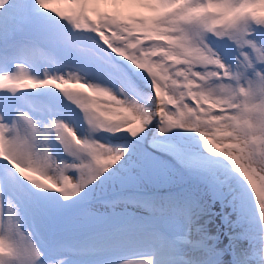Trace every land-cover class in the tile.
Instances as JSON below:
<instances>
[{
	"label": "snow or ice",
	"instance_id": "obj_1",
	"mask_svg": "<svg viewBox=\"0 0 264 264\" xmlns=\"http://www.w3.org/2000/svg\"><path fill=\"white\" fill-rule=\"evenodd\" d=\"M153 128L195 134V153L165 146L179 192L141 190ZM217 202L239 209L229 249L208 229ZM227 250L264 264V0H0V264H223Z\"/></svg>",
	"mask_w": 264,
	"mask_h": 264
},
{
	"label": "bare ground",
	"instance_id": "obj_2",
	"mask_svg": "<svg viewBox=\"0 0 264 264\" xmlns=\"http://www.w3.org/2000/svg\"><path fill=\"white\" fill-rule=\"evenodd\" d=\"M122 67H124L125 70L128 71L127 61L124 62ZM129 73H132V72L129 71ZM131 76H132V74H131ZM140 82H142L143 85L148 86L147 82H145L143 80ZM52 91H55V90H52ZM146 94H150V92H147ZM38 98H40V99L45 98V99H48L49 101L52 100V98L50 96L49 97L38 96ZM34 100L35 99H32L31 97H29V102L35 103ZM36 100L38 103L40 102L39 99L36 98ZM76 111L79 112L80 110L76 109ZM177 131H178L177 135H171L170 134L168 139H164L163 137L158 135V132L156 129L153 128L150 130L148 137H147V141H146V147L148 146L147 148L151 152L153 159H152L150 167H149L150 181L145 182L142 185V189H141L142 191H146V192L150 191L154 195H161L162 196V195H167L169 193H175L177 191L178 187H180V191H181L182 188L185 186L179 182L180 175L183 172V165H181L180 161L177 160V158L175 157V155H173V153L171 151L166 150L165 146H167V145L186 146L189 150V153H195L196 151H198V148L196 147V145L194 144V142L192 140V137L195 135L194 133L184 132L182 130H177ZM105 135H107V134H105ZM108 138L111 139L113 143L121 144V145L126 144L128 142V140L130 139V137H126L124 134H120L118 137L109 136ZM154 138H156V143H153ZM163 169H167L168 175L171 176L176 182H167L164 179L163 174H162ZM178 192H179V190H178ZM220 205L221 204L219 202L212 205L213 216L211 219L213 220V224L215 225L214 228L218 229L217 234L215 235V233H216L215 232L212 235L219 236V244L221 245V246L220 245L219 246L222 247L223 245L229 244L230 239H228L227 237H230L231 234L240 231L241 227L238 224V226L235 228V230L231 229L232 232L230 231V233H228V234L226 233L227 237L225 238V234H224L225 232L223 231V227H226V228L230 227L231 228L232 225H231L230 221H234L237 224V220L239 217V209L234 208L232 204H223L226 208V214L221 215L222 213H220ZM128 207H129V211H136L138 214H143L142 209H134V207L131 205H129ZM100 211H104L103 206L100 207ZM117 211H123V205L118 206ZM232 215H233V217H231ZM221 216L225 217V222H226L227 226L224 225L225 223L222 222ZM216 224H217V227H216ZM220 241L222 244L220 243ZM241 247L246 249L248 247V244L246 247H243L242 241H241ZM222 248L229 249L226 246H223ZM232 258H233V254H232L231 250L225 251L223 264H227L226 260H228L229 264H232ZM134 259H138V257H134Z\"/></svg>",
	"mask_w": 264,
	"mask_h": 264
},
{
	"label": "rangeland",
	"instance_id": "obj_3",
	"mask_svg": "<svg viewBox=\"0 0 264 264\" xmlns=\"http://www.w3.org/2000/svg\"><path fill=\"white\" fill-rule=\"evenodd\" d=\"M50 70H55V69H50ZM71 71L72 69H67V70H63V69H61L60 71ZM133 74L134 73H132V76H131V73H129V76L135 81V83L137 84V86H138V88L142 91V92H144V93H147V92H150L151 93V91H152V89L150 88V87H148V86H145V85H143V83L142 82H140V81H142L141 79H139V78H137L136 77V75H134V77H133ZM138 81V82H137ZM140 82V83H139ZM147 90V91H146ZM41 91H44V90H41ZM29 97H31L32 99H35L34 101H35V103H38L37 102V100H36V98L37 99H39V101H42V100H47V101H49L48 99H45V98H38V96H29ZM148 147V146H147ZM178 190L180 191V187H178L177 188V191L176 192H178ZM145 194H148V195H154L152 192H150V191H143ZM151 193V194H150ZM223 204H221L220 205V213H222L221 215H224V214H226V208H225V206L223 205ZM222 207V208H221ZM231 217H233V215L231 216ZM221 218H222V222L223 223H225L224 225H226L227 226V224H226V222H225V217L223 216H221ZM230 223H231V225H232V227L230 228H226V227H223V231L225 232L224 234H225V238L227 237V235H226V233L228 234V233H230V231L232 232V230L231 229H234L235 230V228L238 226V224H236V222H234V221H230ZM214 224H213V220L211 219L210 221H209V224H208V229H209V232L211 233V234H214L215 232V235L217 234V231H218V229L217 228H214ZM212 227V228H211ZM216 227H217V224H216ZM228 239L230 238V237H227ZM244 241V242H243ZM242 241V246L243 247H246L247 246V244H248V242L246 241V240H243ZM220 243H221V241H220ZM222 244V243H221ZM244 244V245H243ZM220 245V244H219ZM246 245V246H245ZM221 246V245H220ZM223 246H226L227 248H229V244H227V245H223ZM222 246V247H223ZM226 257V256H225ZM226 260V259H225ZM226 263L227 264H229L228 263V260H226Z\"/></svg>",
	"mask_w": 264,
	"mask_h": 264
}]
</instances>
